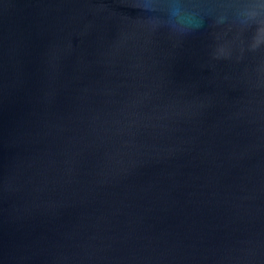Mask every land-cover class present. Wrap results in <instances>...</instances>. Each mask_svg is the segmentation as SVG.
Segmentation results:
<instances>
[{
  "label": "water",
  "instance_id": "95a60500",
  "mask_svg": "<svg viewBox=\"0 0 264 264\" xmlns=\"http://www.w3.org/2000/svg\"><path fill=\"white\" fill-rule=\"evenodd\" d=\"M0 264H264V0H0Z\"/></svg>",
  "mask_w": 264,
  "mask_h": 264
}]
</instances>
